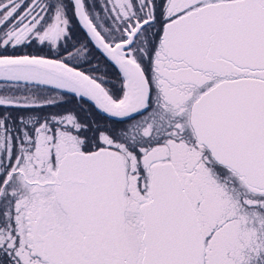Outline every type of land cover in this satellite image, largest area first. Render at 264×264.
Returning a JSON list of instances; mask_svg holds the SVG:
<instances>
[{"label":"snow or ice","instance_id":"1","mask_svg":"<svg viewBox=\"0 0 264 264\" xmlns=\"http://www.w3.org/2000/svg\"><path fill=\"white\" fill-rule=\"evenodd\" d=\"M0 264H264V0H0Z\"/></svg>","mask_w":264,"mask_h":264}]
</instances>
